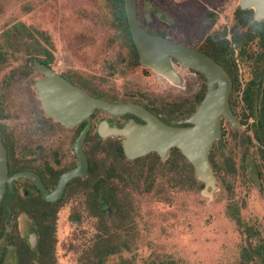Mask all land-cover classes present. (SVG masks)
I'll return each instance as SVG.
<instances>
[{
	"label": "flooded vegetation",
	"instance_id": "flooded-vegetation-1",
	"mask_svg": "<svg viewBox=\"0 0 264 264\" xmlns=\"http://www.w3.org/2000/svg\"><path fill=\"white\" fill-rule=\"evenodd\" d=\"M152 1L154 0H142L139 3V0H135V9L138 5L142 14V21L137 17L140 26L149 34L166 38L208 56L223 69L230 80L228 106L235 124L224 116L220 117V136L208 155L216 184V173L219 170L216 159L224 151V145L220 149L218 145L221 142L223 144L224 140H243L242 143L246 145L254 141L261 147L257 157L262 161L263 168L256 166L249 175V181L258 191H262L264 61L261 62L259 58L264 56L260 36L264 20H254V11L241 9L238 0H235L237 6L232 12L230 25L225 10L229 0H176L175 17L157 9L160 16L154 20L149 9V6L151 9L155 8ZM119 30L121 31L120 27ZM121 33L126 47L124 56L118 58V67L126 71L141 67L142 74H154L153 70L142 66L134 46L136 60L126 34L123 31ZM10 44L12 43L0 41V54L4 53L2 48ZM37 52L40 55L32 57L0 56V144L6 152L7 176L29 172L38 177L37 182L41 183L46 192L51 194L58 191L60 178L78 166L74 144L88 125L82 144L87 169L85 176L70 178L60 197L52 201L45 199L33 179L20 177L11 186L6 183L0 203V264H65L58 249L62 223L66 222L74 229L79 228L84 215L96 219L97 233L92 238L90 248L85 250V254L79 253L75 262L106 264L110 258L130 250V239L127 236L135 231L131 203L124 201V190L130 188L135 179L151 181L158 169V162L166 161L174 155L175 161L171 168L176 171V155L185 157L180 150L177 149L179 152H176V148H172L165 160L155 152L127 159L122 147L125 139L116 135V131L124 129L129 123L145 124L130 113L114 115L95 109L90 113L89 121L83 119L70 127L48 116L34 88L37 81L46 77L37 73L35 63L54 70L61 78L92 98L113 104L140 105L160 121L173 127L189 126L183 122L203 101L209 82L200 71L184 67L177 59L171 58L179 77L176 84L155 74L177 90L181 95L178 99L156 100L136 89L124 90L121 98H114V89L107 87L98 73L88 69L81 71L71 65L66 66L64 71L57 72L53 63H45L48 59L41 56L42 51ZM8 63H15L16 67L3 72ZM250 97H253L252 101ZM230 130L245 131L249 136L231 134L228 137ZM223 163L230 171L227 162ZM189 165L193 169L190 163ZM10 169L13 172L10 173ZM202 186V195L211 197L215 190L208 188L206 194H203L205 185L202 183ZM151 187L146 185V189ZM236 211L231 215L237 225L241 226L239 211ZM107 219L112 221L107 222ZM249 230L246 236L251 239ZM263 244L264 242L244 248L241 264H261L255 250ZM69 252L73 254L74 250Z\"/></svg>",
	"mask_w": 264,
	"mask_h": 264
},
{
	"label": "rangeland",
	"instance_id": "rangeland-1",
	"mask_svg": "<svg viewBox=\"0 0 264 264\" xmlns=\"http://www.w3.org/2000/svg\"><path fill=\"white\" fill-rule=\"evenodd\" d=\"M153 2L156 9L149 6L152 19L160 16L157 9L176 16V0ZM236 6L235 0L227 3L229 25ZM17 23L45 33L52 47L39 37L32 44L51 52L57 72L68 65L96 72L107 87L114 89V98H121L127 89H136L156 100L173 101L181 96L155 73L142 74L141 67L130 71L118 67L126 43L106 0H0V41L4 32ZM6 54L28 56L21 49H11ZM5 66L3 72H9L16 64ZM231 134L249 136L245 131L230 130L227 136ZM242 142L224 140L218 145L219 149L224 145V151L216 159L219 170L211 197L202 195V183L196 180L189 162L178 155L176 171L171 168L175 161L171 155L158 162L151 181L133 178L123 197L131 203L135 221V231L127 236L130 250L110 258L106 264H241L244 248L264 242V184L258 191L249 181L253 169L263 168L257 157L261 147L254 141L249 145ZM146 185L152 187L146 189ZM236 210L241 226L231 215ZM247 230L251 239L246 236ZM60 232L58 249L62 260L76 264L78 254H85L97 233L96 219L84 215L82 225L75 229L63 222Z\"/></svg>",
	"mask_w": 264,
	"mask_h": 264
},
{
	"label": "water",
	"instance_id": "water-1",
	"mask_svg": "<svg viewBox=\"0 0 264 264\" xmlns=\"http://www.w3.org/2000/svg\"><path fill=\"white\" fill-rule=\"evenodd\" d=\"M238 5L244 10L252 9L254 20H264V0H238ZM124 7L131 39L142 66L150 68L176 84L179 77L171 63V58H174L182 66L191 67L207 77L209 88L206 96L196 111L183 122L189 126L166 125L140 105L113 104L102 99L92 98L80 88L61 78L54 70L35 63L37 73L46 77L34 85L38 99L48 116L69 127L83 119L89 121V115L95 109L104 110L114 115L127 113L135 115L145 124L129 123L124 129L115 133L125 139L122 147L127 159H135L155 152L165 160L170 150L176 148L192 165L197 181L205 185L203 194H206L208 188L215 190L216 179L208 155L216 139L220 136V117L224 116L232 124H235L228 106L230 80L223 69L208 56L146 32L138 22L135 0H124ZM87 129L88 125L74 144V151L78 157L77 168L64 174L60 178L58 191L51 194L43 189L40 182H37L38 177L29 172L15 173L8 177L6 152L0 144V203L6 183L11 186L12 182L20 177L35 180L45 199L52 201L60 197L63 187L70 178L79 175L85 176L87 160L82 150V144Z\"/></svg>",
	"mask_w": 264,
	"mask_h": 264
},
{
	"label": "trees",
	"instance_id": "trees-1",
	"mask_svg": "<svg viewBox=\"0 0 264 264\" xmlns=\"http://www.w3.org/2000/svg\"><path fill=\"white\" fill-rule=\"evenodd\" d=\"M106 1L112 11L114 19L116 20V24L120 27L121 31H123L126 34V39L130 43L131 48L134 50V45L131 40L130 34L128 32V24H127V18H126V13H125L124 0H106ZM136 10H137L138 19L142 21V14H141V11L138 9V5H137ZM260 36H261V45L264 46V28H262ZM37 37L42 38L44 41L49 43L50 47H52V44H50L48 40L49 38L45 35L44 32H39L35 29H32L31 27H27L23 23L15 24L13 27L5 31L3 34V41L11 42L12 44H10L9 46L3 47L2 49L4 53L0 54V56L1 55L7 56L6 54L7 51L11 49H14V50L21 49L28 56L32 57V56L40 55L37 52L40 50L42 51L41 56L43 58L47 57L48 59L47 62L43 60L42 61L45 62L46 64L53 63L54 56L51 54V52L48 51L47 48H45L44 46L40 44H37V45L32 44L33 42H38ZM33 51H35L36 53H33ZM134 54L137 60V55H136L135 50H134ZM259 59L261 62H263L264 56H261ZM250 98L252 101L253 97H250ZM251 110H252V107H251ZM176 152H179V151L176 149ZM11 172H13L12 169H10V173ZM234 216H238V215L234 214ZM248 236L250 237V234H248ZM255 255L259 257L260 263L264 264V244L257 247V249L255 250ZM248 256H251V254L248 253Z\"/></svg>",
	"mask_w": 264,
	"mask_h": 264
}]
</instances>
